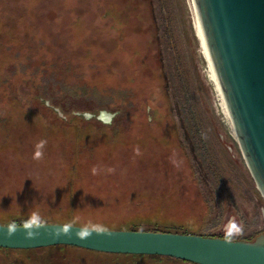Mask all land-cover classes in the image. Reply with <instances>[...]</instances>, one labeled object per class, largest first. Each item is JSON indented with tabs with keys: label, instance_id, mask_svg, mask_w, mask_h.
Wrapping results in <instances>:
<instances>
[{
	"label": "rangeland",
	"instance_id": "374dc122",
	"mask_svg": "<svg viewBox=\"0 0 264 264\" xmlns=\"http://www.w3.org/2000/svg\"><path fill=\"white\" fill-rule=\"evenodd\" d=\"M36 96L65 115L118 114L69 122ZM0 148L2 225L264 233L194 91L172 0H0ZM0 264L191 263L52 246L0 249Z\"/></svg>",
	"mask_w": 264,
	"mask_h": 264
},
{
	"label": "water",
	"instance_id": "95a60500",
	"mask_svg": "<svg viewBox=\"0 0 264 264\" xmlns=\"http://www.w3.org/2000/svg\"><path fill=\"white\" fill-rule=\"evenodd\" d=\"M185 62L204 116L264 214V0H172ZM104 124L118 113L73 112ZM0 224V248L72 246L124 255H157L193 264H264V233L231 241L202 235L100 230L76 225ZM70 229L71 235H57ZM35 233L26 238L27 231ZM93 231L79 239L77 231ZM100 232L101 234H97ZM107 232V233H105Z\"/></svg>",
	"mask_w": 264,
	"mask_h": 264
},
{
	"label": "trees",
	"instance_id": "16d2710c",
	"mask_svg": "<svg viewBox=\"0 0 264 264\" xmlns=\"http://www.w3.org/2000/svg\"><path fill=\"white\" fill-rule=\"evenodd\" d=\"M147 6L149 7V5H147ZM149 11H150V9H149ZM149 11L147 9V12L150 15V12ZM125 12H126L125 17H128V18H129V15H131V16H133V15L135 16L136 15V9H134V8H131L128 11H125ZM37 96L35 97L36 99L38 98ZM37 100H40V102L43 103L44 106H45L44 101H49V100L44 99L42 97H39ZM54 106L57 107V108H59L60 110H62L60 107H58L56 105H54ZM45 108H47L48 110H51L53 113H55V111L52 110V109H50L49 107L46 106ZM56 115H57V113H56ZM44 220H39V221L35 220L36 221L35 224H43V223L46 222L47 219L45 221ZM22 221L23 222L20 223V221H13L12 220V221H10L9 224H6V225H34L32 223L33 220L31 218H28L27 217V218L22 219ZM73 222H75V221H73ZM142 226H143V224L142 225H135V226L131 227V229H129V230H132V231L164 232V233H180V231H183L184 230V228H181L179 226H170V225H163V224H158V225H156V224H149V225H147L148 228H146V229L140 228ZM180 234H189V233H187L185 231L184 233H180ZM261 234H263V233L253 234L251 236H235L234 238L228 239V240H231V241H247V242H250V241L255 240ZM202 236H204V235H202ZM205 237H215V238L219 237V238H222V239H226V234H218V235L205 236ZM60 247L61 248H66V247H72V246H60ZM72 248H77V247H72ZM0 249H3V250H12V249H4V248H0ZM77 249H81V248H77ZM81 250H85V249H81ZM85 251H90V250H85ZM91 252H95V251H91ZM97 253H101V252H97ZM104 254H108V253H104ZM113 255H124V254H113ZM125 256H130V257H144V256H149L151 258L160 259V260L163 259V258H168V259H172V260L182 261V260L175 259V258H171V257H163V256H157V255H125ZM182 262H186V261H182ZM186 263H190V262H186ZM191 264H193V263H191Z\"/></svg>",
	"mask_w": 264,
	"mask_h": 264
},
{
	"label": "clouds",
	"instance_id": "9594fccd",
	"mask_svg": "<svg viewBox=\"0 0 264 264\" xmlns=\"http://www.w3.org/2000/svg\"><path fill=\"white\" fill-rule=\"evenodd\" d=\"M114 118H115L114 116L111 117V119H114ZM111 119H109L107 121H104V122L110 124L111 123ZM204 138L206 139L207 137L205 136ZM45 144H46V141L42 140V141H40L36 145L37 151L35 152L34 158H36V159H41L42 158V156H43L42 148H43V146ZM109 171L111 172V171H113V169H109ZM93 172L94 173L96 172V169L95 168L93 169ZM32 223L33 224L36 223L35 219H33ZM17 230L18 229L14 225L9 226L7 228L6 235L8 237H11V236H13L15 234V232ZM242 231H243V225L242 224H236V223H234L232 225V227L226 232V239H232L235 236H238V235L242 234ZM92 232L93 231H81V230H79V231L76 232V236L79 239H86V238H88V237L91 236ZM96 233L97 234H101L100 232H96ZM105 233H107V232H105ZM60 234H63V235H71L70 229H68L67 231H61L60 233H57V235H60ZM34 236H35V233L33 231H31V230L27 231L26 238L31 239V238H34Z\"/></svg>",
	"mask_w": 264,
	"mask_h": 264
}]
</instances>
